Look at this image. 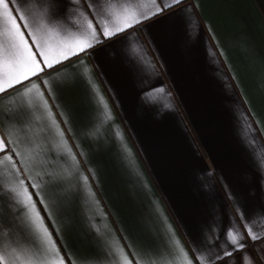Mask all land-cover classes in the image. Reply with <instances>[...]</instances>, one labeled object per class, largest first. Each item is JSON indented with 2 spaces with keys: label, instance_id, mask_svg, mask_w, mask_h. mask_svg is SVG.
Returning a JSON list of instances; mask_svg holds the SVG:
<instances>
[{
  "label": "crops",
  "instance_id": "1",
  "mask_svg": "<svg viewBox=\"0 0 264 264\" xmlns=\"http://www.w3.org/2000/svg\"><path fill=\"white\" fill-rule=\"evenodd\" d=\"M6 2L43 69L0 94L6 264L38 247L25 190L46 261L264 264V0Z\"/></svg>",
  "mask_w": 264,
  "mask_h": 264
},
{
  "label": "snow or ice",
  "instance_id": "2",
  "mask_svg": "<svg viewBox=\"0 0 264 264\" xmlns=\"http://www.w3.org/2000/svg\"><path fill=\"white\" fill-rule=\"evenodd\" d=\"M153 2L155 3V0ZM180 2L181 0H166L164 7H171L173 4H179ZM0 8L3 10L0 13V21H2L3 25V30L0 31V37H2L0 39V55L3 56L2 61H0V78H2L0 79V94H3L8 88L21 83L23 80L29 79L43 69L37 61L36 55L33 53L28 41L24 39V33L20 31V25L16 22V18L9 11V3L6 0H0ZM160 10L157 7V12ZM21 19L23 18L21 17ZM105 35H112V33L105 32ZM90 46L91 44L87 40L77 41L74 50L70 47L66 51H62L60 58L67 59L69 55H74L77 51H83ZM40 55L43 57L47 67H52L54 63L60 62L59 60L49 62L48 49L44 45L40 46ZM3 147V140L0 139V149ZM7 159L10 160L11 157H7ZM22 195L24 196L23 203L30 212L32 230L38 239V247L34 245L36 247V253L32 259H26L24 264H64L62 258H59L58 261H46L39 258L47 254L58 253L59 250L55 248L54 241L51 240L50 233L44 226L43 220L31 196L26 190ZM228 235L232 243L236 245L237 237L231 233ZM239 246L242 247V245ZM6 259V256L0 253V264H6ZM14 259L19 260V256ZM124 264H131V261H125ZM184 264H191V261L185 260Z\"/></svg>",
  "mask_w": 264,
  "mask_h": 264
}]
</instances>
